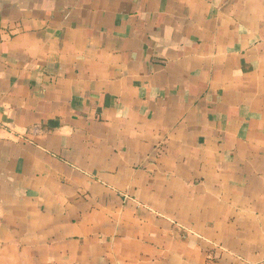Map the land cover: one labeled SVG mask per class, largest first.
<instances>
[{
    "label": "crops",
    "instance_id": "0c3cea01",
    "mask_svg": "<svg viewBox=\"0 0 264 264\" xmlns=\"http://www.w3.org/2000/svg\"><path fill=\"white\" fill-rule=\"evenodd\" d=\"M0 264H264V0H0Z\"/></svg>",
    "mask_w": 264,
    "mask_h": 264
}]
</instances>
